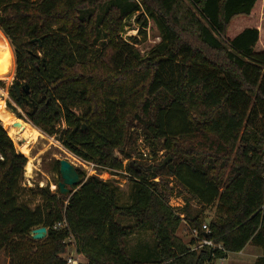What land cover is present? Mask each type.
I'll list each match as a JSON object with an SVG mask.
<instances>
[{
  "label": "trees",
  "instance_id": "16d2710c",
  "mask_svg": "<svg viewBox=\"0 0 264 264\" xmlns=\"http://www.w3.org/2000/svg\"><path fill=\"white\" fill-rule=\"evenodd\" d=\"M115 1L0 0L15 82L29 84L22 96L38 105L27 114L33 125L83 159L134 178L132 202L121 204L117 186L79 169L82 184L70 196L30 188L44 199L32 208L21 202L28 157L0 120V253L9 264H66L70 236L87 259L82 264H218L249 243L264 249V0H134L122 8ZM106 3L112 6L100 20L96 12L84 16ZM136 12L140 33L152 19L162 38L147 55L119 37L95 47L98 24L106 38L115 36ZM140 131L172 155L169 164L167 157L139 164L141 171L124 165L116 150L133 145ZM172 180L198 206L187 199L179 210L171 207ZM214 206L207 232L205 212ZM121 217L151 232V261L129 253L134 229ZM183 221L225 251L192 249L193 239L176 235ZM59 222L67 225L55 228ZM41 226L48 234L36 240L30 232Z\"/></svg>",
  "mask_w": 264,
  "mask_h": 264
},
{
  "label": "rangeland",
  "instance_id": "374dc122",
  "mask_svg": "<svg viewBox=\"0 0 264 264\" xmlns=\"http://www.w3.org/2000/svg\"><path fill=\"white\" fill-rule=\"evenodd\" d=\"M184 1L186 5H190L189 0ZM132 2H134V0H116L114 4H118L122 8L123 5H130ZM111 6L112 3H106L97 8L90 7L85 11L84 16L88 18L90 14L96 12L100 20ZM192 9L193 11H195L194 7ZM138 14L139 12H136L132 16L126 17L122 21L123 27L115 34V36L109 35V37L106 38L104 33L100 29V25L98 24L99 37L95 43V47L101 48L105 43L110 45L113 38L119 37L120 39L125 40L128 43L134 44L143 56L147 55L151 51V49H153L161 41L162 38L158 27L152 19L149 20V26L147 28L146 34L140 33ZM259 26L262 41L264 42V2L259 14ZM7 38L11 43L10 38L8 36ZM133 38H137L139 40V43H135L133 41ZM195 38L196 37H193L191 41H194ZM262 44L264 43L260 42L259 49L263 48ZM12 47L15 55L14 46L12 45ZM16 69L17 63L15 55V69L13 77L10 80H0V99L4 101L0 103V107L9 111L11 114L13 113V115L18 119H22L23 121L29 122L33 125L27 115V110L29 107L22 109L10 94V87L15 82L14 78H16ZM16 112L19 113L17 114ZM132 130H137V128L133 127ZM132 130L130 129V131ZM40 131V137L32 141L28 146V148L30 147V153L27 157L28 160L32 158L34 167L31 171L25 169L22 181V186H24L25 189L21 195V202L28 204L32 208L44 204V199L40 195H34V193L30 190V188H34L36 185L48 186L53 192H57L58 183L62 180V178L60 176L58 169L59 166L56 161L65 158L75 164L79 169L85 171L87 177L92 175H100L102 177L99 178L113 183L120 190V203L131 204L134 178L126 169H111L105 166L98 165L93 161L83 159L82 157L69 150L60 140H58L56 136L48 135L41 129ZM137 135L138 137L134 141L133 145H131V143L129 142L124 147L123 151L121 149L116 150V155L119 158L123 159L124 165H127L132 161L135 162L139 167L140 165H157L159 162L164 161V159H166L167 157H171L173 159L172 155L166 149L160 148L161 146L157 148H153L152 146H150L151 142L146 140L141 131L138 132ZM25 137V139L28 140V137ZM22 142L24 143V140H18L15 142L17 149L20 151L22 150L20 148L23 144ZM128 153L129 157H127L128 155H126ZM159 179L160 177H156L155 181L157 182L159 181ZM169 185L173 186V188L172 193L168 192V204L175 210H179L180 208L184 207L187 199H189L190 204L193 207L198 206L197 201L192 199L187 191L182 190V188L174 180L170 181ZM68 196L70 195L68 194ZM215 217V206L207 208L205 212V222L209 223V221ZM119 219L122 224L134 229V233L126 239V246L129 250V253L135 258L145 261H151L156 255L155 240L151 232L137 229L136 221L134 218L121 217ZM176 235L185 243H191L192 239L194 240V243H196V240L190 234L185 221L181 223L176 232ZM66 242V250L69 255L80 258L83 262L87 261L84 254L79 252L78 254L75 253V238L72 237L71 240H67ZM232 258L233 255H230V260ZM229 261H226V263H228ZM9 262L10 258L8 256V253L6 251H2L0 253V264H9Z\"/></svg>",
  "mask_w": 264,
  "mask_h": 264
},
{
  "label": "bare ground",
  "instance_id": "6f19581e",
  "mask_svg": "<svg viewBox=\"0 0 264 264\" xmlns=\"http://www.w3.org/2000/svg\"><path fill=\"white\" fill-rule=\"evenodd\" d=\"M15 69V55L13 51V47L7 38V36L0 29V80H10L13 77ZM4 102L0 99V103ZM0 120L3 123L4 127L7 129L9 135L16 142L18 140H24V143L20 147L21 152L26 156L30 153L29 144L38 139L41 135V131L35 125L30 124L29 122H25L22 119H18L11 114L9 111L0 107ZM21 122L20 127H14V122ZM27 136L28 140L25 139ZM34 167L33 160L30 158L25 169L31 171Z\"/></svg>",
  "mask_w": 264,
  "mask_h": 264
},
{
  "label": "water",
  "instance_id": "95a60500",
  "mask_svg": "<svg viewBox=\"0 0 264 264\" xmlns=\"http://www.w3.org/2000/svg\"><path fill=\"white\" fill-rule=\"evenodd\" d=\"M12 85L14 86V88H15L14 90L16 92H20V88L16 83H13ZM22 90L24 91V93L29 94V92H30L29 84L26 83V84L22 85ZM23 100L29 107L27 110V114L34 113V111L38 107L37 102L36 101H30L27 98H24ZM22 108L24 109L25 106L23 105ZM16 113L18 114L19 112H16ZM13 126L14 127H20L21 122H19V121L14 122ZM171 160H172L171 157L166 159L164 161V165L169 164L171 162ZM59 162H60L59 172H60L62 180L58 183L57 188L60 190L61 194H63V195L72 194L82 184V178H81V175L79 173V168L75 164H73L71 161H69L68 159H65V158L59 159ZM129 165L132 168H135L138 171H141V168L135 162H133V161L129 162ZM47 234H48V229L45 226L34 228L30 232V235L36 240L44 239L47 236Z\"/></svg>",
  "mask_w": 264,
  "mask_h": 264
},
{
  "label": "built area",
  "instance_id": "2783aa9c",
  "mask_svg": "<svg viewBox=\"0 0 264 264\" xmlns=\"http://www.w3.org/2000/svg\"><path fill=\"white\" fill-rule=\"evenodd\" d=\"M98 177H102L100 175H97ZM67 225L66 222H59L56 224L55 228H62V227H65ZM203 229L206 230L207 232H209V227H208V224L205 223L203 225ZM190 234L192 235L193 238L196 239V243L193 244V246H191L192 249H195V250H199L201 248H204V247H208L210 248L211 250H216V249H222L225 251L224 247H223V244L222 243H217L215 242L214 240L208 238L207 236L205 237H200L199 236V231L198 229H191L189 230ZM73 236H70L69 238H67V240H71ZM74 238V237H73ZM66 240V241H67ZM65 241V242H66ZM75 242V241H74ZM67 243V242H66ZM76 246V244H75ZM76 254H78V251H77V246H76V251H75ZM67 255V256H66ZM64 258L66 259V264H82L84 263L80 258H77V257H74L72 255H69V253L66 252L63 254Z\"/></svg>",
  "mask_w": 264,
  "mask_h": 264
},
{
  "label": "crops",
  "instance_id": "0c3cea01",
  "mask_svg": "<svg viewBox=\"0 0 264 264\" xmlns=\"http://www.w3.org/2000/svg\"><path fill=\"white\" fill-rule=\"evenodd\" d=\"M193 244L191 246H193ZM230 255H233L231 260ZM263 256L264 249L262 247L249 243L243 250L239 252H231L228 254L227 258L220 259L218 264H254L259 258ZM226 261L229 262L226 263Z\"/></svg>",
  "mask_w": 264,
  "mask_h": 264
},
{
  "label": "flooded vegetation",
  "instance_id": "af4514ba",
  "mask_svg": "<svg viewBox=\"0 0 264 264\" xmlns=\"http://www.w3.org/2000/svg\"><path fill=\"white\" fill-rule=\"evenodd\" d=\"M14 83H16V82H14ZM18 86H19V88H20V92H16L14 89V86L12 85L11 87H10V94H11V96L13 97V94L15 93L17 96H16V98L15 97H13L14 98V100H15V102L17 103V100H22L23 101V99H24V97L22 96V94H23V90H22V85L21 84H19V83H16ZM21 106V108L23 107V105H20ZM27 107H28V105H27ZM26 107V108H27ZM23 109V108H22Z\"/></svg>",
  "mask_w": 264,
  "mask_h": 264
}]
</instances>
